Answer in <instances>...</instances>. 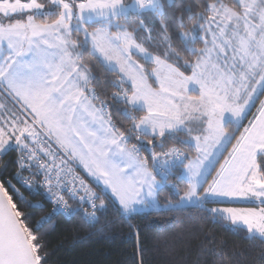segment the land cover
<instances>
[{
    "label": "snow or ice",
    "instance_id": "snow-or-ice-1",
    "mask_svg": "<svg viewBox=\"0 0 264 264\" xmlns=\"http://www.w3.org/2000/svg\"><path fill=\"white\" fill-rule=\"evenodd\" d=\"M10 151L12 179L39 183L52 209L32 227L0 179V264H47L53 215L94 227L109 205L123 221L196 208L258 242L264 264V0H0V159ZM168 255L248 260L210 235Z\"/></svg>",
    "mask_w": 264,
    "mask_h": 264
},
{
    "label": "trees",
    "instance_id": "trees-1",
    "mask_svg": "<svg viewBox=\"0 0 264 264\" xmlns=\"http://www.w3.org/2000/svg\"><path fill=\"white\" fill-rule=\"evenodd\" d=\"M97 75H100L99 70ZM113 91L115 89L107 88L103 98L109 105L114 122L127 127L120 115L124 106L112 99ZM16 159L15 151L8 152L0 159V179H12L16 172ZM4 163H7V168L3 167ZM12 183L23 192L27 204L19 207L30 215V224L35 227L41 217L51 213L50 205L42 203L41 197L27 190L20 181L12 179ZM161 201H164V196ZM37 203H41L43 208L29 206ZM116 208L109 205L98 211V223L94 227L84 224L78 216L67 218L53 215L39 233L45 245L42 255H46L47 264H139L137 234L130 232L129 223L139 230L144 264H174L177 257L168 255L174 244L177 249L195 247L205 235L215 237L229 250H243L248 260H242V264H251L259 248L258 242L245 238L244 231H234L233 226L224 221L213 222L210 216L196 208H187L179 213L138 216L131 221L120 220ZM182 229H190L193 238L188 243L176 244L173 238Z\"/></svg>",
    "mask_w": 264,
    "mask_h": 264
},
{
    "label": "built area",
    "instance_id": "built-area-1",
    "mask_svg": "<svg viewBox=\"0 0 264 264\" xmlns=\"http://www.w3.org/2000/svg\"><path fill=\"white\" fill-rule=\"evenodd\" d=\"M24 175L27 176V172H25ZM31 192L33 194H35V195H39V197H41V200L43 201L42 203H46V204L50 205V207L52 209V204H51L50 201H48L46 199V192H45V190L42 187H40L39 183H37L35 185V188L33 190H31ZM37 204H41V203H37ZM56 215H60V216H63V217H67L68 218V216L64 215L63 213L56 214Z\"/></svg>",
    "mask_w": 264,
    "mask_h": 264
},
{
    "label": "rangeland",
    "instance_id": "rangeland-1",
    "mask_svg": "<svg viewBox=\"0 0 264 264\" xmlns=\"http://www.w3.org/2000/svg\"><path fill=\"white\" fill-rule=\"evenodd\" d=\"M252 111L254 112L255 111V109L253 108L252 109ZM251 118V115H249V119ZM245 123H247V121H245ZM99 203V202H98ZM117 206V208H118V205H116ZM98 215V214H97Z\"/></svg>",
    "mask_w": 264,
    "mask_h": 264
},
{
    "label": "crops",
    "instance_id": "crops-1",
    "mask_svg": "<svg viewBox=\"0 0 264 264\" xmlns=\"http://www.w3.org/2000/svg\"><path fill=\"white\" fill-rule=\"evenodd\" d=\"M209 206H211V205H209Z\"/></svg>",
    "mask_w": 264,
    "mask_h": 264
}]
</instances>
